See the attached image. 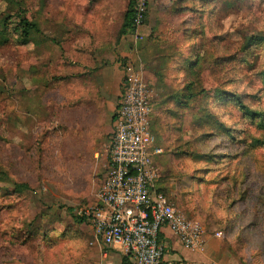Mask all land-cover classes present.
I'll return each mask as SVG.
<instances>
[{
	"label": "rangeland",
	"instance_id": "374dc122",
	"mask_svg": "<svg viewBox=\"0 0 264 264\" xmlns=\"http://www.w3.org/2000/svg\"><path fill=\"white\" fill-rule=\"evenodd\" d=\"M129 1L0 0V264H94L77 210L105 179L112 124L94 150L72 125L95 53L71 49L116 32ZM22 16L40 27L28 43ZM140 31L156 188L210 235L214 264H264V0H149Z\"/></svg>",
	"mask_w": 264,
	"mask_h": 264
},
{
	"label": "built area",
	"instance_id": "2783aa9c",
	"mask_svg": "<svg viewBox=\"0 0 264 264\" xmlns=\"http://www.w3.org/2000/svg\"><path fill=\"white\" fill-rule=\"evenodd\" d=\"M149 0H135L133 35L147 18ZM124 76L114 114L107 174L94 203L77 210L91 221L107 246H120L133 264H161L165 256L163 229L169 227L191 249L202 247L205 233L167 194L156 188L160 170L156 156L163 152L151 129L153 90L132 57L122 64ZM221 235V232L218 233Z\"/></svg>",
	"mask_w": 264,
	"mask_h": 264
},
{
	"label": "crops",
	"instance_id": "0c3cea01",
	"mask_svg": "<svg viewBox=\"0 0 264 264\" xmlns=\"http://www.w3.org/2000/svg\"><path fill=\"white\" fill-rule=\"evenodd\" d=\"M127 9L118 21L116 32H86L88 40L84 41L85 43L81 44L79 48L71 49V52L95 53L86 79L83 78L88 85L87 91L82 89L83 83L81 81L79 84H73L74 88L70 89L68 95L75 102L67 109L68 115H72L74 118L72 125L79 126L85 135L88 134L89 140H91V144L87 145L89 150L95 149L96 144L92 142L94 138L101 137L104 139L103 133L108 132L111 124V130L109 128L111 134L114 128V114L124 76L122 64L127 57H133L130 55V47L133 45L130 42L129 46L128 43L131 39V32L134 31L121 32ZM134 61L138 65L135 59ZM138 66L141 68V65ZM110 141L111 135L109 146ZM98 144V147L103 149L107 146L106 140H102ZM109 146L108 149H105L107 166ZM159 155L156 156L155 160L158 159ZM162 238L166 246L163 264H214V252L212 250L214 241L209 234L205 233L204 243L202 247L197 249L186 247L180 236L169 227L163 229ZM89 255L93 257L94 264H125L126 254L123 249L117 245L107 246L103 244L96 234L91 242V247H89ZM127 260V264H133L130 259Z\"/></svg>",
	"mask_w": 264,
	"mask_h": 264
},
{
	"label": "trees",
	"instance_id": "16d2710c",
	"mask_svg": "<svg viewBox=\"0 0 264 264\" xmlns=\"http://www.w3.org/2000/svg\"><path fill=\"white\" fill-rule=\"evenodd\" d=\"M134 4H135V0H130L129 1V8L127 9L126 13H125V20L123 23V27L121 29V32H127V31H132L133 30V9H134ZM19 27L21 29V37H22V43H28L32 37V35L36 32V31H40V27L34 23L29 21V19L26 16H22L20 22H19ZM28 189L29 185L28 184H17L16 189L19 191H22V189ZM77 221L79 222H84L86 219L85 217L81 216V215H77ZM127 259H130L128 255H126V257L124 258V263L127 264ZM163 264V262L161 263Z\"/></svg>",
	"mask_w": 264,
	"mask_h": 264
}]
</instances>
